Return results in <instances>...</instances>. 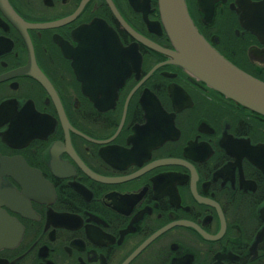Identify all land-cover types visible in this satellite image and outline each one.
Instances as JSON below:
<instances>
[{"label":"flooded vegetation","instance_id":"1","mask_svg":"<svg viewBox=\"0 0 264 264\" xmlns=\"http://www.w3.org/2000/svg\"><path fill=\"white\" fill-rule=\"evenodd\" d=\"M1 2L0 264H264V119L152 48L157 0ZM185 4L264 83V0Z\"/></svg>","mask_w":264,"mask_h":264},{"label":"water","instance_id":"2","mask_svg":"<svg viewBox=\"0 0 264 264\" xmlns=\"http://www.w3.org/2000/svg\"><path fill=\"white\" fill-rule=\"evenodd\" d=\"M161 24L174 51L152 48L190 79L222 96L239 108L264 119V83L252 78L216 52L195 27L185 0H157ZM0 3L2 4L1 0ZM160 29V24L157 23ZM251 148V147H250ZM249 151V148H247ZM253 164L264 172V146L255 147Z\"/></svg>","mask_w":264,"mask_h":264}]
</instances>
